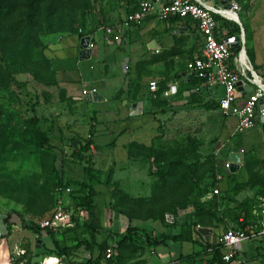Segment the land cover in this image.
Instances as JSON below:
<instances>
[{
  "label": "rangeland",
  "instance_id": "374dc122",
  "mask_svg": "<svg viewBox=\"0 0 264 264\" xmlns=\"http://www.w3.org/2000/svg\"><path fill=\"white\" fill-rule=\"evenodd\" d=\"M120 1L122 4L125 3ZM129 1L134 5L139 0ZM106 5L107 0H0V210L6 213L15 212L18 222L38 225L46 220L57 206L75 209L71 200H81L87 194V190H80L78 184L84 177L89 181L91 176L84 174L82 163L70 160L71 149L67 139L80 137L83 140H90L89 123L86 127L81 121L85 118L89 122L92 118L97 121L92 128L94 132L92 142L97 146L98 152L96 150V153L91 152L90 149V154L93 158V177H96L91 179L96 192L93 196L94 215L98 218L97 226L101 228L96 234L98 243L102 241L111 243L114 237L105 219L111 194L107 186L99 183L105 180L107 172L113 167L111 163L123 159L120 143L125 142V138L119 140L118 137L125 128L129 129L127 140L151 142L152 136L161 134L160 139L171 141L172 145L170 144L168 148H173L177 157L187 155L191 143L196 153L187 162L194 163L196 178L202 187H207L214 179L220 183L222 171L225 170L222 154L231 150H244L246 154L250 151L254 152L259 165L248 162L247 169L243 170L244 175L239 176V172L236 179L227 178L230 180L228 189H232L235 182H249L254 178L264 180V141L261 125L232 137L231 132H234L236 120L225 118L226 126L222 128L224 119L214 112L215 102H206L210 106L205 110L197 107L204 103L198 101L195 107L185 109L190 111V114L178 117L174 121V114L181 110L178 106L164 108L170 112L168 118L163 117L158 111V116L153 119L147 116L148 114L131 117L132 115L127 112L125 101L116 106L111 103L91 105L82 101L77 108L61 100L59 78L61 70L65 71L63 78L67 80H78L80 75L90 78L91 75L97 76L99 71H103L101 62L103 59L112 68L114 57L117 59L120 56L119 51L129 56L128 42L126 45H117V42L104 44L99 37H96L98 55L93 61L96 71L88 70L87 61L76 64L74 59L69 58L72 52L70 45L74 43V38L63 40L60 45L62 51L58 52L59 56L56 57L53 53V47L60 38L79 33L84 22V8L101 10L104 7V10H109V5ZM240 6L239 20L245 25L242 27L247 54L264 82V0H242ZM125 59L123 58V61ZM66 88L75 89L78 95L83 96L78 83H72ZM213 93V98H218L222 95L223 89L213 87ZM46 95H50V99L47 100ZM71 108L75 115L71 113ZM205 117L206 122L200 125V121ZM48 127L53 128L57 137L62 135L66 138L63 141L66 161L63 163L65 174L62 178L56 174V170L60 167L59 161L54 162L52 153L37 145L44 134L50 136ZM229 139L233 144L226 145ZM137 175L139 174H131L129 179L137 180ZM126 177L127 172L118 173V180L124 182ZM60 180L63 184L67 183L68 187L63 188ZM143 185L146 187V182H143ZM123 186L126 187L125 184ZM166 186L165 190H158L155 187L154 195L148 197L150 202L147 204L128 202L117 206L142 213L151 211L157 216L161 211L160 218L164 213L173 212L174 202L183 200L190 189L184 168L178 174L171 176ZM252 190L256 198L262 187H253ZM212 208V205L208 207L209 210L214 209ZM192 211L193 209L188 207L182 212H177V222L173 226H166L162 219H157L155 222L166 234H173ZM221 228L215 229L217 237L222 233ZM16 230L18 233L9 241L18 239L19 248L26 251L23 258H26L28 264L40 262L42 259L43 253L38 248L52 252L46 247L41 233L39 238L36 237L31 242L26 237L31 236V233L22 229L21 224L18 223ZM212 238H215V234ZM83 240L85 239L81 238L80 234L76 235V241ZM85 245L87 250H92L89 242ZM259 245L258 239L244 241L239 260H245L244 255L255 253ZM187 247H190V244L180 246L171 242L167 248L162 246L157 250L168 255L177 248L187 254ZM84 250L86 251L85 247L75 251L71 257L63 259L61 264H82L83 260L76 259L84 254ZM33 256L34 260H32ZM154 261L156 262V257L151 258V264ZM247 264H260V262L252 261Z\"/></svg>",
  "mask_w": 264,
  "mask_h": 264
},
{
  "label": "crops",
  "instance_id": "0c3cea01",
  "mask_svg": "<svg viewBox=\"0 0 264 264\" xmlns=\"http://www.w3.org/2000/svg\"><path fill=\"white\" fill-rule=\"evenodd\" d=\"M99 11V10H97ZM234 18V17H233ZM110 29L111 33L107 34L106 29ZM92 36V42H94L95 48L91 52V58L89 60L80 61L78 58L79 53V43L80 39L76 35L73 36H67L60 38L56 44L55 47H53V53L57 57L59 56V51H62L60 49V45L63 42V40L74 38L75 41L73 44L70 45L71 48V55H69L70 59H74L76 61V64L82 63L87 61L88 62V70L90 71H96L97 69L93 65L94 59L97 57V47H96V37H99L101 42L104 44L109 42H117V45H126L127 42L129 44V56L127 57L126 54L121 53L119 51V58L114 57L112 68L110 67L109 63L106 62V60H102V69L103 71H99V74L96 76H90V78H84L82 75L79 76V79H65L63 78V73H65L64 70H58L59 78L61 79V90H62V98L61 100L64 102L66 101V104L70 105L71 107L77 106V108L80 106V102L85 101L88 104L91 105H100V104H113V106L117 105L118 103H122V101H125L124 104L127 107V112L130 114L132 113V105L142 102V110L140 114L132 115L131 117H138V116H145V114L153 119L156 118L157 112L160 111L162 108H165L167 106H182L186 105L190 102H193V106H196V103L199 102H208L212 101L217 103V99L214 97L213 94H211V91L209 87H207L203 82H201L199 79H197L194 75L187 73L186 71V62L189 60H192L193 58L197 57L201 53L202 48V38L198 31L195 28V24L190 21L187 24V21L185 20H170L169 18H163V19H157L155 17H148L144 19L139 25H125L124 24H115L113 27H110L108 25H103L99 29H97L96 32L91 34ZM118 37L117 40H114L113 38ZM53 57V55H52ZM123 58H126L123 61ZM50 59V58H49ZM52 59V58H51ZM55 60H58L55 58ZM125 64V66H123ZM123 70V71H122ZM57 76V75H56ZM151 81H155L157 83V90L150 91L149 89V83ZM72 83H78L79 86H81V91L87 90L90 91L94 89L97 94V99H87L89 95L81 96V94H77L74 90H69L66 88L68 85H72ZM213 92V88L211 89ZM95 94V93H93ZM92 94V95H93ZM91 95V96H92ZM119 96V99H114V97ZM179 95L180 97H177ZM190 107L191 104H190ZM71 113L74 112L73 108L70 109ZM211 111V110H209ZM190 111L186 110H180L177 111L174 114V121L178 117L187 116ZM214 112L219 113L218 109L214 110ZM74 114V113H73ZM155 114V115H154ZM170 112L163 113V117L169 116ZM75 115V114H74ZM224 122L222 123V128L226 126L225 124V118ZM91 119V120H90ZM89 119V122L84 118L81 121V124L83 126L88 125L90 127V133L94 132L92 131V128L95 127L97 121L93 120L92 118ZM227 119V118H226ZM206 122V117L200 121V125L204 124ZM168 124V123H167ZM261 125V124H259ZM228 128V127H227ZM93 134L91 136V139H93ZM129 135V129L125 128L123 130V133L120 134L118 139L122 140V138H125V142L120 143V147L122 150V160H116L111 163L113 166L110 170H112L113 176L111 180V184L107 186V189L109 190L111 197L109 204L107 206V220L109 230L112 231L114 234L113 240L111 243L107 242L108 245H112L115 243V241L121 236L125 230L127 229L128 225L132 227H138V228H144L147 230H153L154 234H166L164 229H160L157 225V223L152 219L151 215H143L141 212H137L135 210L128 211L123 208H119L117 206V198L116 193L114 190V187L111 186L113 183H117L119 190L122 191L124 194L128 196L129 199H145L148 200L149 196L154 195L155 187L157 183L161 184H167L166 181H160L154 176L149 175V169L151 167L152 170L155 169V165H153L151 162V159L148 158V146L152 142H145L141 140H127ZM234 132H231V136L234 137ZM88 136V135H87ZM90 138V134H89ZM154 138V136H152ZM152 138L150 140H152ZM167 139H156L154 140L153 148L157 153L163 154V161L159 162L158 164L167 163L168 161H171L176 157V152L174 149L168 148L171 143V141H166ZM264 141V140H263ZM226 145L233 144L231 139L227 140ZM165 146V147H164ZM242 146V145H241ZM94 147V150H93ZM97 150V146L92 143L91 145V152H95ZM244 151V150H243ZM238 152L231 150V152H227L226 154H222L223 157V165L226 161H228V156L230 153ZM241 158L240 167L237 173H233L235 175H229L232 174L226 170L222 171V180L220 183H218L217 189L219 190V193L222 194L225 191L228 190L227 187L230 185V180L233 179L236 176H242L244 175L243 172V165L245 163V158ZM99 155V153H98ZM186 155V154H185ZM221 155V156H222ZM222 164V163H221ZM242 170V171H241ZM127 172V177L124 179V182L121 180H118V173H124ZM138 173L137 180L133 178V180H130L129 177L131 174ZM101 175V174H100ZM102 176V175H101ZM147 177V178H146ZM225 178V179H223ZM227 178H230V180H227ZM221 178H219L220 180ZM104 180H101L100 183H103ZM143 182H146V187H144ZM99 183V184H100ZM125 184L126 187L123 186ZM130 190V191H129ZM210 194V193H209ZM254 195L252 188H245L242 190L236 197L235 200L237 202H242L245 199H250ZM207 196V195H206ZM260 199H263L262 197H258L257 201L260 203ZM207 199L201 198V201H206ZM71 203L73 201L71 200ZM236 205V203L231 202L229 203V207L233 208ZM258 205V204H257ZM73 216L77 218V226L75 230L70 231L69 236H75L80 234L81 238H84L88 242H90L89 238V232L87 230V226L90 225L91 215L86 210H81L75 212ZM93 216L97 218V216L94 215L95 208L93 209ZM257 206L253 208V215L257 213ZM8 213L5 211L0 210V264H7L6 257L10 253V251L14 247H19L17 244V240L9 241L11 240V237H14L18 233L17 225L18 223L21 224V222H18V218L16 215L11 214L8 218V224L5 222V218ZM98 219V218H97ZM201 221V228L200 229H207L211 231V234L205 237H208V240L210 242H216L217 236L215 229L212 227V223L210 224L208 222L207 218L200 217ZM228 221V220H226ZM229 222V221H228ZM231 225L232 223L229 222ZM8 225V226H7ZM172 226V225H171ZM7 227L10 228V234L7 237H4V235L7 233ZM196 227V226H195ZM199 229V230H200ZM31 233V236H26L31 242H33L37 235H35L33 232L29 231ZM180 232V228L176 229L175 233L173 234H166V235H177ZM42 234V240L46 242V247L49 248V250H52L53 243L49 239L46 234L44 235V231H41ZM198 234L201 237L202 236L199 231ZM215 234V238H212V236ZM112 235V234H111ZM59 236V235H58ZM196 237V235H195ZM194 237V238H195ZM204 237V238H205ZM95 241L96 235H95ZM104 242V241H102ZM100 242V243H102ZM171 242H166V246L168 247ZM174 243V242H173ZM180 246L185 244H190V247H187V254L198 250V246L196 244L191 243H178ZM85 246L79 247L77 250H82V248ZM162 246H158L156 248H149L145 249L141 254H136L134 256L124 255L121 257V260L119 264H151V258L156 257V262L154 261L152 264H171L178 262L175 261V259L181 255L186 254L182 252V250L174 248L172 252H170L168 255L165 254V252H159V248ZM84 250V254H81L79 258L76 260H83L82 264H90V261H94L98 255L99 251L97 250L95 244L92 245V250ZM39 251H41L42 257L45 256L46 253L43 248H38ZM77 250H74L77 251ZM73 252V253H74ZM72 253V254H73ZM84 255V256H83ZM72 255L68 257H60L61 261L63 259L69 258ZM119 256V252L114 249V255L113 258ZM121 256V254H120ZM34 260V256L33 259ZM108 264L106 260H101L99 264ZM116 263V262H115ZM114 264V263H113Z\"/></svg>",
  "mask_w": 264,
  "mask_h": 264
},
{
  "label": "trees",
  "instance_id": "16d2710c",
  "mask_svg": "<svg viewBox=\"0 0 264 264\" xmlns=\"http://www.w3.org/2000/svg\"><path fill=\"white\" fill-rule=\"evenodd\" d=\"M125 1L124 4L121 3L120 0H107V5H109V10H104V7L97 11L96 9H92L90 7L84 8V22L82 24V27L80 29V32L76 34L78 38H82L86 35L92 34L97 31L101 26L108 25L110 27H113L115 24H124L127 20V16L135 11L139 5V3L143 0H139L137 4L131 5L129 0H122ZM240 2L242 0H239ZM106 5V6H107ZM118 13H122L121 15H117ZM169 18V17H168ZM214 19L217 22V31L219 32L220 39L221 38H233L234 36L238 35L240 33V28L237 24L234 22L225 20L220 18L217 15H214ZM170 20L178 21V20H185L187 21V24L191 21L188 18H180L177 16L170 17ZM242 22V20H241ZM243 23V22H242ZM130 26L134 24H129ZM244 27V23L242 24ZM244 38V35L242 36ZM114 39V38H113ZM115 40V39H114ZM232 52L234 54L237 52V49H233ZM203 82V81H201ZM50 99V95H46V99ZM114 99H119V96L117 95L114 97ZM64 102V100H63ZM66 102V101H65ZM193 108V102H190L186 105L179 106L178 108L181 110H185L190 108ZM214 104V103H213ZM208 103L199 104L197 107H200L201 109L208 110L209 109ZM216 109H218V104L215 103ZM161 114L166 112V109L162 108L159 111ZM225 118V117H224ZM37 120V119H36ZM34 122H36L34 120ZM50 134L48 137L47 135H43L41 139L37 142V145L39 148L48 150L53 155V161H59L60 167L57 169V176L62 178L65 174L63 163L66 161L64 159V150H63V141L66 139L64 136L57 137V133L53 130V128H49L47 130ZM61 132V131H60ZM93 133H90V138ZM161 137V134L155 135L152 139V142L148 146V158L151 159V163L155 165V169L152 170L151 167L149 169V175L154 176L157 179H159L161 182L166 181L171 176H174L175 174H178L181 172L182 168H184V173L186 178L188 179L190 183V189L187 193V195L184 197L181 201H176L173 204V212L172 213L176 216L177 212H182L188 207H191L193 211L188 214L184 220V222L180 225V232L177 235H166V234H154L153 230H147L144 228H138V227H132L128 225L125 232L119 236V238L115 241L114 244L108 245L106 241L102 243H96L95 241V235L101 228H99L96 224L97 218L93 216L94 212V201L93 196L95 195V191L93 189V186L91 184V179L96 178L93 177L94 174V167H93V158L90 154V147L92 145V139L90 140H83L80 139V137H71L68 140L71 153L69 155L70 160L73 162H78L79 164L82 163L84 167V174L91 176L89 181H87L86 177H84L81 182H79L78 186L80 190H87V194L85 197H83L81 200L73 199V207L75 208V212H79L81 210H86L91 215L92 223L87 226V230L89 232V238L91 246L95 244L96 248L99 251L98 257L94 261H90V264H99L101 260H106L108 264H119L121 257L124 255L134 256L136 254H141L145 249L149 248H156L158 246H166V242H178V243H191L196 244L198 246V250L193 251L189 254H181L179 255L175 261L179 264H228L225 263L222 260L223 255V246L220 244H217L216 242H210L208 240V237H201L198 232L195 231V226L201 225L200 217L203 216V218H207L208 222L211 224L214 229L218 227H222V233L219 234L221 236L227 229L234 228L237 230H242L245 227L252 225L256 223L257 218L255 215H253V208L257 206L258 197L264 198V180L259 178L250 179L249 182H235L232 189H228L224 193L220 194L218 190V194H213L209 199L206 201H201V198L205 197L209 193H212L214 190L217 191L218 181L214 179L207 187H202L200 185V182L196 178V169L194 163H188L187 161L191 159L195 155V147L190 143V150L188 151V154L185 155H179L178 157H174L173 160L168 161L167 163L158 164L159 162L163 161V154L157 153L153 146L154 140ZM77 141V144L75 145V142ZM245 157V163L243 165V169L248 167V162H254L255 165H259V161L256 160V155L254 152L250 151L247 154L244 153ZM213 164H215V161H213ZM113 171L109 170L107 172V175L105 177V180L103 183L105 186H109L111 184ZM235 175V174H229ZM99 181V179H98ZM61 186L63 188H67L68 184L62 183V180H60ZM100 182V181H99ZM98 182V183H99ZM99 184V185H100ZM167 184H161L157 183L156 187L158 190H165L167 188ZM111 186L114 187L116 198H117V205L124 204V203H131L139 205L147 204L150 202V198L148 200L145 199H129L126 194H124L122 191L119 190L118 184L113 183ZM260 188L262 187V191L258 193V196L255 198V194L250 199H245L242 202H237L235 200V197L245 188ZM234 202L236 205L233 208L229 207V203ZM213 206V210H209V206ZM119 207V206H118ZM128 211H132L133 209H126ZM161 213V211H159ZM153 215L151 211L141 212L143 215H151L152 219L154 221H157V219H162L164 222V214L163 218H159V214ZM168 213V212H167ZM11 214H16L15 212H8L5 222H8V218ZM72 220L74 222V226L72 228H67L62 230L63 233H58L55 235L50 230H45L46 236L49 237V239L53 243V249L52 252H46V256L48 255H55L58 257H68L72 255L74 250H77L81 246H85L87 244V240L83 241H76V237L69 236L70 231L75 230L77 226V218L72 217ZM232 224L230 225L228 221ZM8 224V223H7ZM165 224V222H164ZM176 224V223H175ZM174 224V225H175ZM166 226H169L165 224ZM8 226V225H7ZM173 226V225H172ZM21 228L24 230H28L33 232L35 235H37V238H39V234L41 233V229L38 225H35L31 222H24L21 221ZM61 231V232H62ZM10 234V228L7 227V233L4 235V237H7ZM59 235V236H58ZM196 235V237H195ZM218 236V237H219ZM195 237V238H194ZM259 241V240H258ZM260 245L255 249V253L247 256L244 255V259L247 263H250L252 261H258L260 264H264V245L261 241H259ZM107 249H115L119 252V256L113 258V255L106 259V251ZM121 254V256H120ZM26 257V256H25ZM28 258V256H27ZM26 259V258H25ZM29 261V259H28ZM116 262V263H115ZM28 264V263H26Z\"/></svg>",
  "mask_w": 264,
  "mask_h": 264
},
{
  "label": "built area",
  "instance_id": "2783aa9c",
  "mask_svg": "<svg viewBox=\"0 0 264 264\" xmlns=\"http://www.w3.org/2000/svg\"><path fill=\"white\" fill-rule=\"evenodd\" d=\"M240 11L239 0H143L137 9L127 16L125 22V25H139L148 17L163 19L177 16L188 18L195 24L202 38V48L199 56L186 62V71L203 81L209 87L211 94H213L211 90L213 87L223 89L222 95L216 98L218 111L222 117L235 118L234 134H241L259 124H264V82L248 57L245 40L240 35L238 45L234 48L231 45L233 43L231 38L220 39L217 31L218 25L214 19V15H217L234 22L240 28L242 26L239 20ZM228 14H233L234 18ZM106 32L109 34L111 30L107 28ZM91 36V34L86 35L89 38L87 48L92 52L95 45ZM114 39L117 40L118 37ZM233 49H237L235 54L232 52ZM247 87L250 88L249 91ZM157 88L155 81L149 83L150 91H155ZM93 93H96L94 89L82 91L83 96ZM242 153L243 151H240L241 155ZM229 165V161L223 165L228 172ZM213 194H218V189L205 196L204 199H209ZM257 210L256 223L242 230L229 228L217 238L216 243L222 245L224 249L222 260L225 263L247 264L245 260H239L244 241L258 239L264 245L263 199H260ZM73 214L72 209L57 206L50 216L41 221L38 226L43 231L50 230L57 235L62 230L74 226ZM164 222L169 226L174 225L177 222V216L166 213ZM200 228L197 225L195 231L198 232ZM25 254V250L14 247L6 257L7 264H26L27 261L23 258ZM112 255H114V250L107 249L106 259ZM31 264H61V258L55 255H45L40 262Z\"/></svg>",
  "mask_w": 264,
  "mask_h": 264
},
{
  "label": "water",
  "instance_id": "95a60500",
  "mask_svg": "<svg viewBox=\"0 0 264 264\" xmlns=\"http://www.w3.org/2000/svg\"><path fill=\"white\" fill-rule=\"evenodd\" d=\"M224 3V2H222ZM244 34V29L243 27L241 26L240 27V34L239 35H236L234 36L233 38H231L230 40L233 42L231 45L232 47H237L238 45V41L240 39V35L243 36ZM88 42H89V38L88 37H82L80 39V43H79V53H78V58L80 61H84V60H89L91 58V50H89L87 48L88 46ZM123 66H125V64H123ZM247 90L249 91L250 88L247 87ZM97 99V94H93L92 96L89 95L87 99ZM126 104V103H125ZM132 113L131 115H135V114H140L141 113V110H142V102H139V103H136V104H133L132 105ZM261 133H262V137H263V140H264V124H261ZM77 144V141L75 142V145ZM219 146V143L217 145V148ZM216 148V149H217ZM241 158H242V155L238 152H233V153H230L229 156H228V161L230 162V165H229V172L230 173H237L238 170H239V167H240V163H241ZM199 233L202 235V236H208L211 234V231L207 230V229H200L199 230ZM179 264V263H177Z\"/></svg>",
  "mask_w": 264,
  "mask_h": 264
},
{
  "label": "bare ground",
  "instance_id": "6f19581e",
  "mask_svg": "<svg viewBox=\"0 0 264 264\" xmlns=\"http://www.w3.org/2000/svg\"><path fill=\"white\" fill-rule=\"evenodd\" d=\"M228 15H229L230 17H234V15H233V14H231V15H230V14H228Z\"/></svg>",
  "mask_w": 264,
  "mask_h": 264
}]
</instances>
